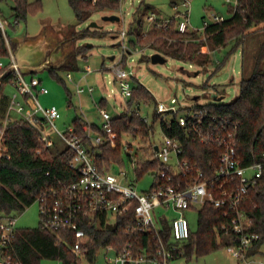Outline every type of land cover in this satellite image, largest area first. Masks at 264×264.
<instances>
[{"label": "trees", "instance_id": "1", "mask_svg": "<svg viewBox=\"0 0 264 264\" xmlns=\"http://www.w3.org/2000/svg\"><path fill=\"white\" fill-rule=\"evenodd\" d=\"M120 1L69 0V3L76 20L84 23L93 13L101 9L118 13L121 9ZM41 2L40 0L36 2L14 0L12 9L16 22L26 20L29 14L41 12ZM151 10L152 5L142 0L137 9L135 23L141 25L143 16ZM180 23L178 15L169 20L167 28L152 25L146 34L139 28L131 29L130 32L137 36V44L141 47L150 46L165 57L208 66L214 61L209 53L205 52L207 46L215 51L234 41V49H237L244 46L250 34L264 30V0H238V5L229 19L210 24L202 33L194 30L182 33L179 30ZM253 28L256 29L252 30ZM98 34L99 31L92 32L87 29L80 32L78 36ZM202 36H205V39H202ZM133 44L136 45V43ZM11 46L13 50L17 48V44L13 43ZM87 49V46L80 47L70 57L85 54ZM8 51L0 31V58L6 63L5 67L0 69V75L10 67L7 61ZM71 58L60 68L67 67ZM246 58L244 50L243 68H245ZM60 68L50 67V71L58 76L56 69ZM135 81L137 83L133 86L132 96L127 102V112L113 119L112 133L107 135L101 127L93 124L91 126L93 134L107 135L112 141L104 140L96 144L84 130L87 122L81 116L73 120L75 133L83 138L88 154L101 173L111 171L113 161L123 162L121 140L124 134H141L145 141L147 138L150 139L153 125L141 120L139 110L142 103L154 102L155 97L141 82L137 79ZM6 82H13V74L8 76L0 87L2 117L5 116L11 101L3 94V85ZM205 87L209 85L206 83ZM158 104L157 102L154 122L160 119L164 130L178 137L182 142L185 158L197 164L201 170L208 173V176H212L218 164L221 147L191 139L179 126L177 115H173L174 118L171 121L163 119L157 112ZM205 106L219 118L239 123L238 154L243 165L263 164L262 176L250 188L239 206L251 221L248 231L260 237L248 252V257H251L259 253L261 246L264 245V40L260 43L249 75H242L239 96L227 104H206ZM42 127L43 124L40 125V128ZM40 128L20 116L12 118L7 123L0 120V130H5L1 146L3 156L0 157V213L6 216H16L17 213L23 212L37 202L43 193L52 188L60 190L79 179V171L70 167L76 152L68 146L61 149L55 143L47 147ZM151 148L153 149L152 146ZM143 154L142 158L137 160L139 178L150 171L154 174L160 168L156 160L148 158V149H144ZM234 216V212L228 208H217L212 203H206L199 211L197 231L191 233L189 240L177 244L178 248L173 251L174 256L170 260L185 258L191 261L194 257L205 256L236 243L233 240L236 235L232 231ZM135 221L134 213L131 211L119 216L116 221L117 229L111 231L107 228L104 216L96 215V217L84 219L81 227L89 236L86 254H76L73 251L76 237L72 232H53L41 225L33 229L18 228L14 238L15 254L22 264H43L45 260L58 261L62 264H80L79 255H84L92 264H96L98 255L106 248L112 247L113 251L118 253L127 243L132 242L135 256L149 260L156 255L157 240L153 234L146 232L135 234L128 231V227L133 226ZM164 225L162 234L168 247H171L170 228L167 224ZM224 225L229 228V233H225Z\"/></svg>", "mask_w": 264, "mask_h": 264}, {"label": "rangeland", "instance_id": "2", "mask_svg": "<svg viewBox=\"0 0 264 264\" xmlns=\"http://www.w3.org/2000/svg\"><path fill=\"white\" fill-rule=\"evenodd\" d=\"M36 2L37 0H29ZM42 11L29 14L26 20L16 22L13 15L14 0L0 1V16L7 22V34L12 40L11 44H17L18 52L31 67H39L51 59L50 67L60 68L69 62L70 56L80 47L87 46L86 53L76 54L70 63L60 69H56L58 76L51 73L50 67L40 69L35 73H26L28 81L32 77L38 78L49 90L48 94L39 93L41 104L48 108L57 106L61 113V119L56 120L58 130L66 131L73 126V120L81 116L87 125L103 127L105 119L101 109H105L113 120L127 112L128 99L122 94L120 84L115 79L113 68L121 63L129 72L132 71V85L137 81L149 89L155 97L151 103H142L139 114L141 118H147L153 125L151 139L145 141L141 134H124L121 140V157L123 162L113 161L111 171L116 174L120 181L125 184L136 181L140 190H148L154 182V174L146 173L142 178L135 180V171L132 159H141L144 149H148L150 159L154 156L151 141L161 143L164 139V128L159 119L154 122L156 103L169 104L175 98L181 106L193 104H227L240 94V81L242 75H249L260 43L264 40V30L250 34L244 46L234 49L235 42L230 41L227 45L217 48L215 51L209 46L205 52L212 57L208 66L197 63H189L177 58L167 57L166 63L155 64L151 57L157 51L150 46L141 47L137 44V36L130 30L139 28L141 32H149L150 21H147L148 12L143 16V23L137 25L135 17L142 0H125L118 13L102 10L92 14L84 23L76 20L75 13L69 0H40ZM236 0H190L191 29L204 32L205 21L213 24L214 15L229 19L236 7ZM176 2V3H175ZM183 0H145L146 4L152 5V11L160 19H171L178 16V12L184 10ZM177 5H175V4ZM117 14L121 17L118 22L104 20L105 16ZM93 22L97 28L89 27ZM99 31L98 35L79 37L78 34L85 30ZM256 28H253L254 30ZM205 39V36H202ZM133 43H136L134 45ZM126 47V49H125ZM245 50L246 64L243 68V51ZM14 49V53H15ZM8 59V58H7ZM9 62V59L7 60ZM244 73V74H243ZM71 74L72 80L68 78ZM62 80H60V79ZM131 79V80H132ZM94 86L93 95L90 93L79 94L77 84ZM206 83L209 87H205ZM216 86V88L214 87ZM18 92L13 82L3 85V94L11 98ZM215 93L223 97L221 101H215ZM0 115V120H5ZM13 117H19L12 112ZM165 121L174 118L171 115H162ZM56 127L44 123L43 128L56 146L63 149L66 142L60 137ZM95 135V134H94ZM51 144L50 146H52ZM133 151L132 156L130 152ZM175 163V158L172 159ZM122 171L127 172L128 178H124ZM201 206L189 209L185 216L190 223L193 232L198 229L199 211ZM172 213L168 214L169 216ZM17 226L21 229L38 228L41 225L40 205L38 202L27 207L23 212L17 213ZM115 222V219L109 217ZM170 219V218H169ZM169 224L168 220H163ZM98 255L96 264H109L108 260L115 258L113 251H102ZM80 264H92L84 255ZM43 264H62L58 261L45 260ZM167 264H264V245L259 253L248 257L246 261L233 257L226 248H220L205 256L194 257L191 261L185 258L169 260Z\"/></svg>", "mask_w": 264, "mask_h": 264}, {"label": "built area", "instance_id": "3", "mask_svg": "<svg viewBox=\"0 0 264 264\" xmlns=\"http://www.w3.org/2000/svg\"><path fill=\"white\" fill-rule=\"evenodd\" d=\"M123 1L125 0L120 1L121 6ZM228 2L231 3V0ZM235 4L238 5V0ZM182 5L184 10L178 12L181 22L179 30L185 33L193 30L190 27V0H183ZM149 13L147 21H150L151 26L168 27L170 19H160L152 10ZM212 20L220 22L222 18L214 15ZM210 24L209 21H205L204 29ZM6 26L7 22L0 16V31L9 50L10 67H15L12 72L13 83L18 92L10 98L4 122L7 123L14 118L12 112H16L36 127L40 128V125L44 123L56 127V120L61 119L60 110L55 105L45 108L41 104L39 93L48 94L49 90L38 78L32 77L30 81L26 79L25 73L18 67ZM5 64V61L0 58V69H3ZM113 70H115V79L120 84L122 94L129 99L133 90L131 80L133 72H129L121 63H116ZM68 78L72 80L71 74H68ZM94 91V86L90 84L85 87L80 83L77 84V92L80 95L87 92L93 95ZM100 111L105 119L102 130L110 135L113 120L105 109ZM157 112L161 115H177L179 126L194 141L212 143L221 147L218 164L212 176H208V173L201 170L197 164L185 158L180 139L164 130V139L161 143L151 141L155 152L152 160H156L160 168L154 173V182L151 187L142 191L136 181L125 184L112 172L101 173L88 154L83 138L75 133L74 126L65 132L56 127L67 146L76 152L70 167L79 171V179L60 190L52 188L37 199L40 205L41 226L53 232L74 233L76 243L73 251L76 254H86L89 236L81 227L84 219L96 217V215L104 216L107 225L111 222L116 223L119 216L133 211L136 221L133 226L128 227V231L135 234L141 232L153 234L157 240L156 255L149 260L135 256L134 244L129 242L118 253H115L112 247L105 249L115 254L113 260L111 258L108 260L109 264H167L174 256L173 251L178 248L177 244L189 240L193 232L185 212L198 205L202 208L209 202L217 208H228L234 212L232 231L236 235L233 239L236 243L228 245L226 249L233 257L246 261L248 252L260 237L248 231L251 221L239 206L250 188L262 176L263 164L243 165L238 154L239 123L219 118L202 104L181 106L175 98L169 104L159 102ZM141 120L149 124L147 118H141ZM84 130L96 144L104 140L112 141L107 135H94L90 125L84 126ZM40 131L47 142V147L53 144L43 127ZM4 132L5 130H0V157L3 156L1 146ZM149 138L151 139V135ZM132 153L133 151L130 152V156ZM173 158L175 163H172ZM132 165L136 180L139 176L135 158L132 159ZM122 175L124 178L129 177L125 171H122ZM169 213L173 214H170V219L167 217ZM109 217H113L115 222ZM163 220L169 222L171 247H168L162 234L165 226ZM223 229L225 233L230 232L225 225ZM17 230L16 216L0 213V264H22L14 250Z\"/></svg>", "mask_w": 264, "mask_h": 264}, {"label": "water", "instance_id": "4", "mask_svg": "<svg viewBox=\"0 0 264 264\" xmlns=\"http://www.w3.org/2000/svg\"><path fill=\"white\" fill-rule=\"evenodd\" d=\"M104 20H108V21H113V22H116V21H120L121 20V17L117 14H113V15H108V16H105L104 17ZM89 27H94V28H97L98 27V24L96 22H93L89 25ZM15 56H16V59H17V62H18V67L22 70V72H24L25 74L26 73H35V72H38L40 69H43V68H46V67H50V63H51V59L50 60H47L46 62H44L43 64H41L39 67H31L29 66L28 62L25 60L24 57L21 56V54L18 52V46L17 48L15 49ZM151 60L153 63L155 64H158V63H166L167 61V57L163 56L162 54L160 53H155L152 55L151 57ZM14 66H11L9 67L4 73H2L0 75V87H1V84L3 83V81H5L8 76H10L14 70ZM214 99L215 101H221L223 99V97H219L216 93L214 95ZM156 149H158V147H156ZM117 224L116 223H109L107 224V228L110 229L111 231L112 230H116L117 229Z\"/></svg>", "mask_w": 264, "mask_h": 264}, {"label": "crops", "instance_id": "5", "mask_svg": "<svg viewBox=\"0 0 264 264\" xmlns=\"http://www.w3.org/2000/svg\"><path fill=\"white\" fill-rule=\"evenodd\" d=\"M173 4H175V3H173ZM80 83V82H79Z\"/></svg>", "mask_w": 264, "mask_h": 264}]
</instances>
